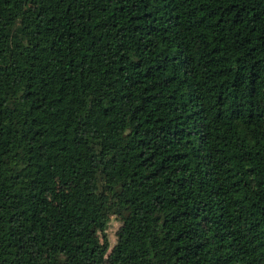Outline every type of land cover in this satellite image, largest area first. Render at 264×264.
<instances>
[{"label":"trees","instance_id":"16d2710c","mask_svg":"<svg viewBox=\"0 0 264 264\" xmlns=\"http://www.w3.org/2000/svg\"><path fill=\"white\" fill-rule=\"evenodd\" d=\"M0 264H264V0H0Z\"/></svg>","mask_w":264,"mask_h":264},{"label":"rangeland","instance_id":"374dc122","mask_svg":"<svg viewBox=\"0 0 264 264\" xmlns=\"http://www.w3.org/2000/svg\"><path fill=\"white\" fill-rule=\"evenodd\" d=\"M119 227L120 224L115 219H112L110 222V227L108 228V232H107L111 245L115 244L116 232L118 231Z\"/></svg>","mask_w":264,"mask_h":264}]
</instances>
